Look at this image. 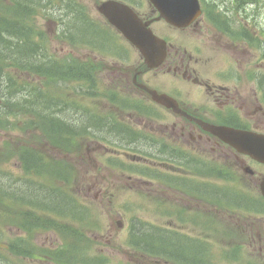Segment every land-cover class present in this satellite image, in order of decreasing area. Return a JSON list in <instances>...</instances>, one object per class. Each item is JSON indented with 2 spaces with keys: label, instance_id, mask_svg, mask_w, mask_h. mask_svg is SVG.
<instances>
[{
  "label": "flooded vegetation",
  "instance_id": "1",
  "mask_svg": "<svg viewBox=\"0 0 264 264\" xmlns=\"http://www.w3.org/2000/svg\"><path fill=\"white\" fill-rule=\"evenodd\" d=\"M120 1H127L142 22H149L154 38L145 49L154 41L164 43L161 61L152 64L118 31L110 30L113 35L106 38L87 20L75 24L74 48L66 44L68 49L60 53L72 60L74 51L87 49L92 58L87 65L73 60L75 79L64 85L60 105L64 130L92 136L85 158L80 152L73 162L78 167L97 164L90 182L95 196L104 191L103 200L121 197L127 204L128 225L117 222L111 227L123 234L124 242L110 249L92 245L89 263L226 264L207 257H157L163 247L179 255L177 243L164 245L172 235L168 225L176 228L177 214L203 208L208 238L234 233V243L247 246L251 256L244 260L241 254L237 264H264V200L252 192L264 168L208 128L264 134V74L253 61L260 59L264 69L257 36L248 24L241 28L237 18L219 23L212 13L207 18L206 0H200L201 15L187 26L153 21L158 13L148 0H135V6L133 0ZM84 97L89 99L83 101ZM65 159L71 161L69 156ZM68 185L81 186L84 181L80 184L70 173ZM148 214L161 219V225L163 218L172 220L162 228L148 220ZM107 235L109 244L111 234ZM210 243L218 245V240ZM59 244L49 243V249Z\"/></svg>",
  "mask_w": 264,
  "mask_h": 264
},
{
  "label": "trees",
  "instance_id": "2",
  "mask_svg": "<svg viewBox=\"0 0 264 264\" xmlns=\"http://www.w3.org/2000/svg\"><path fill=\"white\" fill-rule=\"evenodd\" d=\"M236 1L241 2V0ZM66 3L67 0H0V86L2 87L0 92L6 99L5 106L0 111V132H25L29 125H20L18 120L21 114L31 116L35 120L31 128L33 131L35 125L40 123V118L46 119L50 111L57 113L49 101L54 97L61 99L59 92L53 87L47 86L48 91H44L41 87L50 85L52 81L75 79V71H70L68 63L52 58L49 53L51 38L44 31L43 34L39 33L42 29L41 27L38 29L39 25L36 23L39 18L46 21L53 19L52 24L58 21L57 25L62 28L60 38H63L62 34L66 35V29H68L69 37H71L68 42L75 45V21L78 16L75 19H69L63 9L78 13L80 11L78 7L81 6L79 3L73 2L71 7H67ZM16 25L21 29H19L18 36L13 35ZM19 36L20 42H24L23 51L14 46L18 43L14 38ZM36 36H41L42 39L37 41ZM34 51H36L35 54L21 63L20 55L26 56L28 52ZM29 67L35 68L40 73V77L32 73V78H30L27 74V81L16 83L14 79L16 77L11 74L21 72ZM2 68L5 70L12 68V70L3 73ZM39 78L41 82L33 85L32 81H37ZM33 95L35 96L32 100L30 97ZM51 124L55 125L58 122L54 120ZM47 125L48 123H46ZM57 127V129L52 128L51 130L46 128L47 134L60 142L67 141V138L71 139L70 134L63 130V125ZM13 142L9 149L6 147L8 153H10V149L13 150L11 157L14 155L15 149ZM32 152L35 151L27 148L19 149L24 172L32 171L36 175V181L33 178L32 181L31 178L26 179L24 176L19 179L12 178L2 171L0 163V232L4 226H15L28 237L19 239V241H9L6 244V250L8 254H13L12 256L21 255L31 261L50 256L51 258H48L54 262L60 260L59 256L63 255L77 259L81 256L79 253H82L84 246L92 247L91 240L83 237L78 231L79 226L93 225L87 221L88 214H92V212L80 203L81 200H78L77 194L71 186L56 184L60 179L57 168L49 166L41 158L34 160L33 157L41 155H34ZM27 158L33 160V163H27ZM67 222H76V230L68 231L60 228ZM48 229L52 230L51 233H56L55 231L60 233V245L55 251L32 244L36 233ZM63 239L68 240L69 244L64 243ZM74 239L76 243H74ZM166 243L168 242H164V245ZM2 250L0 246V260L2 262L10 261L8 256L5 257L1 254ZM181 251L188 258L200 256L195 247H185ZM84 252L82 259H87L84 257Z\"/></svg>",
  "mask_w": 264,
  "mask_h": 264
},
{
  "label": "rangeland",
  "instance_id": "3",
  "mask_svg": "<svg viewBox=\"0 0 264 264\" xmlns=\"http://www.w3.org/2000/svg\"><path fill=\"white\" fill-rule=\"evenodd\" d=\"M85 4L89 8H93V5L95 2H99L101 0H84ZM209 5L214 4V8L218 10L217 6H221L220 4L225 3L224 7H222V10H225V7H228L230 10L233 9L231 5H228V0L222 1V0H206ZM135 5V3H134ZM95 15H97V12L95 10ZM214 13H217L215 11ZM91 14V13H90ZM253 16H254V23L252 25L253 32L257 37L260 39V42H264V0L258 1L256 7L253 9ZM39 25L43 28L44 31H46V26L52 27L50 25H47L45 21H43L41 18H39ZM53 32L50 31L49 34ZM264 45V43H262ZM66 45V44H65ZM64 44H53V50L55 53H61L63 50H67L68 46L66 47ZM51 46V45H50ZM74 51V50H73ZM67 52V51H66ZM88 50L87 49H81L74 51V60L78 62L84 63V65H87L88 63L92 62V58L90 55H87ZM260 55V54H259ZM254 63L258 64V67L256 68L259 73L264 74V69H261L262 62H260V59H258V62L253 59ZM31 72V73H30ZM36 74L40 77V73L33 68L29 67L28 69H25L21 72H16V81H27L26 75L29 74L30 78L31 74ZM43 77V76H42ZM44 78V77H43ZM1 98V95H0ZM89 99L88 97L82 98L83 101ZM2 104V100L0 99V105ZM18 122L20 125H29V128L22 133H17L16 131H6V132H0V163L2 164V171L6 172L7 175L12 176V178L19 179L22 175H24L22 171V167L18 161H14V159L11 157L13 150L10 149V153L7 152L9 149L11 143L13 140H19L21 142V148H27L30 146L39 147L41 149L40 152H37L38 154L42 155L44 158L48 159L52 164H54L57 169L62 173L64 171V165H68L69 167H72V171H69L72 176H78L80 184L82 181H84V185L73 187L74 191L79 195L80 200L88 206L93 211L92 214H88V222L90 223H96L95 226H90L86 228H80L78 231L80 234L83 235V237L88 238V240H91L92 245H101L99 249L103 248H115L116 245L119 243H123L124 236L122 233H118V231L113 230L111 227H114L117 222H120L124 227L128 225L127 219L124 217L126 215L124 208L127 204L121 200V197L116 198L114 200H103L104 191L99 194V196H95V189L92 188L90 185L92 175L94 174V171L96 169L97 164H85L80 165L79 167L76 166V164L73 162V159L76 155H78L80 152L82 153V156L85 158V154L87 153V150H90L92 148V145H90L89 138L92 136H85L83 137H77V138H71L67 141H58L55 140L50 134L48 133V130L46 128L50 129H56V126H46V119L40 118L39 124L35 125V128L33 131H31L32 123L35 122V120L31 116H25L21 114L19 117ZM66 124V123H64ZM68 125V124H66ZM70 125V124H69ZM72 128L73 126L70 125ZM7 136V137H6ZM88 137V138H86ZM92 140V139H90ZM8 147V149H6ZM66 156H69L71 158V161L68 159H65ZM88 174V175H87ZM64 176L67 174L64 173ZM9 176V177H10ZM87 176V177H86ZM8 177V176H7ZM5 181V180H4ZM108 181V179H107ZM202 205V204H201ZM203 209V208H202ZM204 210V209H203ZM18 214V212H17ZM5 215V214H4ZM120 215V216H119ZM6 216V215H5ZM148 220H151L152 222H155L159 225L158 219H155L152 216H149L148 214ZM147 217H143V220ZM151 217V218H149ZM162 220V224L168 223L167 220ZM68 221V220H66ZM174 221V219H173ZM76 222H67V224L63 225L60 228H63L68 231H75L76 230ZM178 224H180L178 222ZM73 225V226H72ZM101 227V230H97L94 227ZM178 226V225H177ZM180 226V225H179ZM178 226V227H179ZM108 228L109 230L104 231V229ZM180 229L185 228V232L189 233L191 230L190 225L188 227H179ZM62 230V229H61ZM59 230V231H61ZM52 230H43L40 233H36L34 235L35 239L32 244H37L40 247H49V243H57L58 240H60V233L55 231L56 233H51ZM99 234L101 235H98ZM68 233V232H66ZM110 233L111 239L110 243L106 244L107 239L109 236L106 234ZM125 235V233H124ZM208 235H206V238H208ZM23 232H21L17 227L15 226H4L1 229L0 232V246L5 249L6 243L9 240L17 241L19 239L24 238ZM58 240H57V239ZM93 240V241H92ZM211 241H217V237L210 238ZM68 240L63 239L64 243L69 244ZM74 243H76V240H73ZM87 242V241H86ZM126 246V245H125ZM127 247V246H126ZM246 250L248 249L245 247ZM217 256L212 255L211 258H214L213 261H218L220 252L217 248L213 249ZM85 251V252H84ZM85 253V256L87 259H82V253ZM82 253H79L81 255L76 260H62L61 262H56V264H91L89 263L90 259L92 257L91 253L94 255L93 248L89 245L84 246V249ZM103 253V252H101ZM4 256H8L10 258V261H5V264H54L49 261H44L43 259H38L35 261L28 260L26 257H21V255L12 256L11 254H8V251L2 252ZM104 254V253H103ZM114 258H117V256H112ZM110 258V257H109ZM250 259V257H248ZM87 260V261H86ZM2 264V263H0ZM111 264H115V262H112Z\"/></svg>",
  "mask_w": 264,
  "mask_h": 264
},
{
  "label": "water",
  "instance_id": "4",
  "mask_svg": "<svg viewBox=\"0 0 264 264\" xmlns=\"http://www.w3.org/2000/svg\"><path fill=\"white\" fill-rule=\"evenodd\" d=\"M151 3L160 13V18H163L166 22L176 26H187L191 23L199 13V7L197 0H150ZM113 6H116V15L120 9H124L129 14V18H126V14L123 16H111L109 11L113 10ZM99 11L104 14L107 20L115 25L118 30L126 37V39L136 46L140 51L148 56L147 61L151 60L152 64L161 61L164 57V43L155 41L150 44L147 49L144 46L150 37L153 36L149 30L146 29V24L141 23L135 14H133L127 7L109 1L103 3L99 7ZM158 18V20L160 19ZM151 43V42H150ZM237 136V140L235 141ZM220 137L224 138L228 143L234 146L236 149L248 152L253 156L262 158L264 160V139L260 136H256L249 133H232L228 131L220 130Z\"/></svg>",
  "mask_w": 264,
  "mask_h": 264
},
{
  "label": "bare ground",
  "instance_id": "5",
  "mask_svg": "<svg viewBox=\"0 0 264 264\" xmlns=\"http://www.w3.org/2000/svg\"><path fill=\"white\" fill-rule=\"evenodd\" d=\"M63 12L66 14V16L69 18V19H75L77 16H78V13L77 12H71V11H69L68 9H63ZM63 12H62V14H63ZM78 18V17H77ZM19 29H20V27L18 26V25H16L15 26V32L13 33V35L14 36H18V32H19ZM21 30V29H20ZM15 40H17L18 41V43L17 44H14V46H16L18 49H20V50H22L23 51V46H24V42H20V36L19 37H15L14 38ZM35 39L37 40V41H39V40H41L42 38H41V36H36L35 37ZM43 40H44V37H43ZM36 53V51H34V52H28L27 53V55L25 56V55H20V53H19V55H20V57H21V59H22V62L21 63H23L24 61H26L25 59H29L30 58V56L31 55H33V54H35ZM29 56V57H28ZM3 69V68H2ZM10 70H12V68H10V69H7V70H5V69H3V73H6V72H8V71H10ZM2 75H4V74H2ZM13 77H16L17 76V74H16V72L15 73H12L11 74ZM15 79V78H14ZM15 82L16 83H22V82H24V81H16V79H15ZM47 86H42L41 88L44 90V91H48L49 90V88H51V87H53V84L52 85H50L49 86V88H46ZM34 96L35 95H33V96H31L30 98L33 100L34 99ZM60 114H61V112L60 111H57V113L56 114H52V113H48L47 115L49 116V117H52V118H54L57 122H58V126L60 127L61 125H62V123H61V118H60Z\"/></svg>",
  "mask_w": 264,
  "mask_h": 264
}]
</instances>
